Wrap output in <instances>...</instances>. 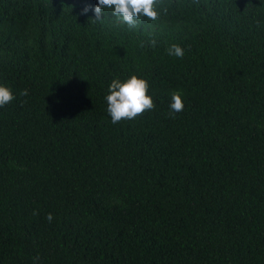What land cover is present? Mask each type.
Wrapping results in <instances>:
<instances>
[{
    "label": "trees",
    "instance_id": "1",
    "mask_svg": "<svg viewBox=\"0 0 264 264\" xmlns=\"http://www.w3.org/2000/svg\"><path fill=\"white\" fill-rule=\"evenodd\" d=\"M96 4L0 0L17 96L0 108V264H264V0H163L131 32L81 15ZM133 73L156 108L113 124L108 86Z\"/></svg>",
    "mask_w": 264,
    "mask_h": 264
},
{
    "label": "clouds",
    "instance_id": "2",
    "mask_svg": "<svg viewBox=\"0 0 264 264\" xmlns=\"http://www.w3.org/2000/svg\"><path fill=\"white\" fill-rule=\"evenodd\" d=\"M163 0H97L94 8L85 7L81 15L94 13L95 21H102L104 10L111 11L115 17V25L126 26L128 31L139 30L145 26V21H157L160 19L159 6ZM166 11V10H165ZM152 27V25H148ZM156 40H151L152 47L156 46ZM143 47V44H141ZM166 54L176 59H183L185 49L179 43H172L166 49ZM151 84L149 80L143 78L142 74L135 73L121 79L119 76L113 78L108 86V94L105 99L107 102V112L113 124L122 121H131L144 115L146 112L156 108L153 97L149 94ZM29 95L28 89L21 90L19 96ZM17 96L13 89L0 83V108L12 103ZM27 103V101H22ZM185 108V94L183 90H175L171 93L168 118L175 119L178 113ZM33 215H39L38 210H33ZM51 223L54 220L52 213L46 217ZM40 257L33 258V264H39Z\"/></svg>",
    "mask_w": 264,
    "mask_h": 264
}]
</instances>
